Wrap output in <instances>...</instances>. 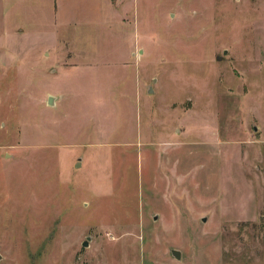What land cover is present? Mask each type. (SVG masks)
<instances>
[{
  "label": "rangeland",
  "instance_id": "obj_1",
  "mask_svg": "<svg viewBox=\"0 0 264 264\" xmlns=\"http://www.w3.org/2000/svg\"><path fill=\"white\" fill-rule=\"evenodd\" d=\"M29 1L0 264H264V0Z\"/></svg>",
  "mask_w": 264,
  "mask_h": 264
},
{
  "label": "crops",
  "instance_id": "obj_2",
  "mask_svg": "<svg viewBox=\"0 0 264 264\" xmlns=\"http://www.w3.org/2000/svg\"><path fill=\"white\" fill-rule=\"evenodd\" d=\"M37 1L41 2V0ZM107 1L109 9L113 13L114 11L110 7V0ZM60 4L61 0H52L53 25L62 21L63 16L61 14ZM29 11H31V3L29 0H0V60L2 62L7 58L6 56H8L9 52L14 51L12 39L18 42L24 38L32 41L30 38L32 37V22L25 17V14L29 13ZM49 11L48 9L47 13H50ZM27 43L24 45H20L19 43L21 51L30 50L31 52L36 47L34 41L29 42L31 44L30 46ZM46 45L47 43H43L42 48ZM56 45H59V43L56 42Z\"/></svg>",
  "mask_w": 264,
  "mask_h": 264
},
{
  "label": "water",
  "instance_id": "obj_3",
  "mask_svg": "<svg viewBox=\"0 0 264 264\" xmlns=\"http://www.w3.org/2000/svg\"><path fill=\"white\" fill-rule=\"evenodd\" d=\"M151 91H152V90H150L149 92H151ZM46 103H48V105H52V104H53L51 98H48ZM78 165H79V164H76V166H78ZM83 246H84V247H87L86 242H83ZM171 254H172V256H173L174 258H176V259H180V257H179L180 254H179L178 251H176V250H172V251H171Z\"/></svg>",
  "mask_w": 264,
  "mask_h": 264
}]
</instances>
